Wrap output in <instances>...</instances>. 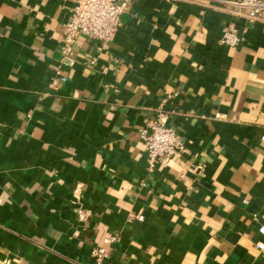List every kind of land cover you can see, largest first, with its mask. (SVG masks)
<instances>
[{
	"label": "crops",
	"instance_id": "0c3cea01",
	"mask_svg": "<svg viewBox=\"0 0 264 264\" xmlns=\"http://www.w3.org/2000/svg\"><path fill=\"white\" fill-rule=\"evenodd\" d=\"M208 4L129 0L50 89L73 0H0V264H264V19ZM170 92L185 152L148 169Z\"/></svg>",
	"mask_w": 264,
	"mask_h": 264
},
{
	"label": "built area",
	"instance_id": "2783aa9c",
	"mask_svg": "<svg viewBox=\"0 0 264 264\" xmlns=\"http://www.w3.org/2000/svg\"><path fill=\"white\" fill-rule=\"evenodd\" d=\"M193 1L204 6L209 5V0ZM217 2L218 8L232 12L234 16L245 17L249 22L264 19V0H217ZM128 6L129 0H73L69 17L61 25L58 60L54 71L55 77L49 83L50 89H56L58 82H65L66 76L63 71L74 67V48L79 38L97 40L101 45H106L115 36L121 15L126 12ZM243 39V34L238 31L235 24L228 23L222 29L219 43L235 48ZM89 64L92 65L93 60H90ZM176 95V92L165 94L154 110V117L146 119L139 131L148 169L153 168L157 160L165 162L172 156L185 152L182 138L168 124V118L175 110L166 107ZM258 231L264 234V227H260ZM115 241L116 236L103 240L106 244ZM256 248L264 251V243L257 242ZM90 255L91 264H102L108 256L107 250L102 246H93Z\"/></svg>",
	"mask_w": 264,
	"mask_h": 264
}]
</instances>
